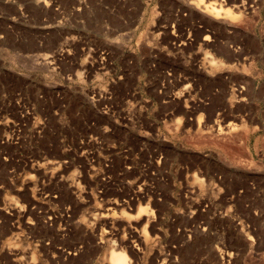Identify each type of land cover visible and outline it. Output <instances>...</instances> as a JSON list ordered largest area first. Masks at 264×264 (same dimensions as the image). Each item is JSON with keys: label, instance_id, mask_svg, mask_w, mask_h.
I'll return each instance as SVG.
<instances>
[{"label": "rangeland", "instance_id": "1", "mask_svg": "<svg viewBox=\"0 0 264 264\" xmlns=\"http://www.w3.org/2000/svg\"><path fill=\"white\" fill-rule=\"evenodd\" d=\"M205 1L0 0V264H264V0Z\"/></svg>", "mask_w": 264, "mask_h": 264}, {"label": "bare ground", "instance_id": "2", "mask_svg": "<svg viewBox=\"0 0 264 264\" xmlns=\"http://www.w3.org/2000/svg\"><path fill=\"white\" fill-rule=\"evenodd\" d=\"M199 3H203L204 11L207 14L214 16L215 18H221L222 16H224L223 14H225V16H230L233 13V11H230L231 10L229 9L230 7H227L228 9H225V7H223V4L219 2L218 4L216 1L206 2L205 0H197V4ZM215 58L216 57H214V59L212 60V63L219 64V60L216 61L217 59ZM230 129L234 130L235 127H230ZM223 130H220V132H222ZM149 209L150 208L148 205L144 206L143 204H141L139 207L138 215L140 216L141 214H146L147 212H149ZM108 254L109 255H107L108 256L107 260L109 261L110 264H130L131 262L130 256L127 253V251L125 249H117L114 245L110 247V252Z\"/></svg>", "mask_w": 264, "mask_h": 264}, {"label": "built area", "instance_id": "3", "mask_svg": "<svg viewBox=\"0 0 264 264\" xmlns=\"http://www.w3.org/2000/svg\"><path fill=\"white\" fill-rule=\"evenodd\" d=\"M223 254H224V255H225V254H227V255H228V257H230V258H233V256H232V255H234L233 253H229V254H228V253H224V252H223ZM224 259H225V258H224ZM229 261H230V260H229Z\"/></svg>", "mask_w": 264, "mask_h": 264}]
</instances>
